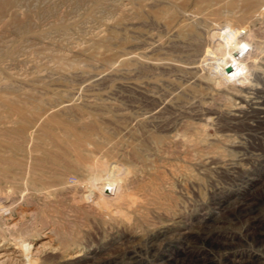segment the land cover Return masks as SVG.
Returning a JSON list of instances; mask_svg holds the SVG:
<instances>
[{"label": "rangeland", "instance_id": "374dc122", "mask_svg": "<svg viewBox=\"0 0 264 264\" xmlns=\"http://www.w3.org/2000/svg\"><path fill=\"white\" fill-rule=\"evenodd\" d=\"M227 33L243 53L216 85L207 58ZM11 107L42 117L45 150L0 122V196L18 202L0 264H27L21 237L46 246L33 264H264V0H0V116ZM76 155L144 170L128 192L147 210L128 224L71 208L45 172Z\"/></svg>", "mask_w": 264, "mask_h": 264}, {"label": "bare ground", "instance_id": "6f19581e", "mask_svg": "<svg viewBox=\"0 0 264 264\" xmlns=\"http://www.w3.org/2000/svg\"><path fill=\"white\" fill-rule=\"evenodd\" d=\"M212 40L215 45L210 52V57L207 58V61L213 65V68L210 70V78L216 85H218L225 80L236 77L237 70L233 68V65L243 52L242 47L236 43V37L233 33H227V36L222 40H217L216 37H212ZM9 109L12 112L9 111L10 113L8 112L7 115H1L0 122L3 125L9 123L15 124V122H20L22 124L20 127H16L17 129L15 130L22 139L19 146L21 143H25L22 148H25V153L27 154L39 150L44 151V145H39L36 142L39 137V131L45 133V124H43L44 122L40 123L42 117L39 115V117L27 119L23 115L21 116V113L23 112L20 109L13 107ZM29 129H35L38 131V135L30 133ZM0 131L2 134L5 132L1 129ZM24 134L27 135L25 136ZM4 143L9 142L0 138V148L4 149L8 147ZM15 144L18 145L17 143ZM46 145L49 144L46 143ZM13 158L17 159L19 158V155H13ZM40 161L45 170V158L40 159ZM199 163H202V158L199 159ZM53 165L54 167L51 165L53 167L51 171L48 170L45 172V179L50 178V180H45V187L50 188V191L56 195H68L66 198L70 203V207L74 210H82L85 214L100 220L106 215H108V218L112 219L118 217L128 224H132L134 221L133 215L138 213L141 214L140 211L143 209L147 210V200L145 201L143 197L144 195L141 196L138 193L128 192L132 184L137 180L136 175L145 177V171H139V167L136 164L130 165L127 163H118L108 158L100 159L97 156L92 158H79L76 155L75 163L69 165V171L61 169L59 163H54ZM67 174H72V176H74L72 185L66 181L65 177ZM16 175V173L12 175L10 171V173L1 175V177L4 180L7 179L13 181L16 179ZM8 191L10 192L11 189ZM21 197L24 198L25 195H21ZM17 203L16 199L13 198L10 193L6 196H0V221L2 228L6 230L14 228V225L11 226L10 222H8L4 216L10 209L13 210ZM14 244L18 246L22 257H25L27 264H33L38 253L43 249H46V246L42 244L38 245L32 240L27 241L26 238L22 237L19 240H15ZM7 256L8 253L6 251L1 252L0 262ZM162 258L163 260L161 261L163 264H169L170 262L177 264H195L193 262V259L195 258L186 260H181L175 257Z\"/></svg>", "mask_w": 264, "mask_h": 264}]
</instances>
